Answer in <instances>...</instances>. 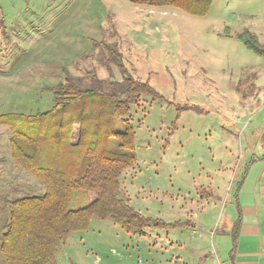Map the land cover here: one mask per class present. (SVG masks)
I'll return each instance as SVG.
<instances>
[{
  "label": "rangeland",
  "instance_id": "rangeland-1",
  "mask_svg": "<svg viewBox=\"0 0 264 264\" xmlns=\"http://www.w3.org/2000/svg\"><path fill=\"white\" fill-rule=\"evenodd\" d=\"M244 28L264 41V0H213L205 16L129 0H0V115L50 108L44 86L62 80V65L122 79L101 41L117 44L131 73L167 99L143 95L127 116L137 160L121 174L122 194L145 215L195 224L139 235L93 218L66 236L59 264H230L231 198L252 158L264 156V57L237 38ZM10 135L0 123V158ZM15 165L27 193L45 191ZM16 166L4 164L10 178ZM87 202L75 190L70 206ZM216 244L224 261H202L217 257Z\"/></svg>",
  "mask_w": 264,
  "mask_h": 264
},
{
  "label": "trees",
  "instance_id": "trees-1",
  "mask_svg": "<svg viewBox=\"0 0 264 264\" xmlns=\"http://www.w3.org/2000/svg\"><path fill=\"white\" fill-rule=\"evenodd\" d=\"M150 6L170 5L194 16L207 15L213 0H129ZM237 38L264 57V41L244 28ZM122 79L101 78L89 71L75 76L62 65V80L44 89L54 103L35 114L0 115L7 125L15 163L45 188L7 201L9 216L0 234L6 264H59L57 251L71 232L88 229L93 218L110 219L129 233L148 228H176L191 220L167 221L143 214L122 194V172L136 163L135 129L130 119L143 95L167 100L149 80L136 78L117 44L101 41ZM120 125V126H119ZM83 190L86 205L71 208L73 192ZM203 196L208 193L204 188Z\"/></svg>",
  "mask_w": 264,
  "mask_h": 264
},
{
  "label": "crops",
  "instance_id": "crops-1",
  "mask_svg": "<svg viewBox=\"0 0 264 264\" xmlns=\"http://www.w3.org/2000/svg\"><path fill=\"white\" fill-rule=\"evenodd\" d=\"M0 148L4 150L6 146H1L0 144ZM2 155L0 158V224L3 226L1 228L3 232L9 216L7 201L26 193L27 182L19 177L21 176L20 173L23 172L15 165V162L13 163L14 159L11 149L7 148L6 154ZM256 159V157L252 158L242 178L238 179L240 182L236 188V193L231 198L234 214L229 223H232V228L224 230L227 237L229 236V239L232 238L229 243L228 240L224 242L225 246H230V252L226 254L230 264H264V165L258 166L261 160L264 161V156L258 161ZM4 164H14L16 166L14 167L16 173L11 178L9 176L10 172H8L11 169L4 167ZM202 198L204 197L202 196ZM191 225L195 226L193 221H191ZM216 247L217 257L209 253L205 255L206 258L202 259V261L207 263L208 256H210L221 262V259L223 260L220 255L221 245L216 244ZM182 264L189 263L182 262Z\"/></svg>",
  "mask_w": 264,
  "mask_h": 264
}]
</instances>
